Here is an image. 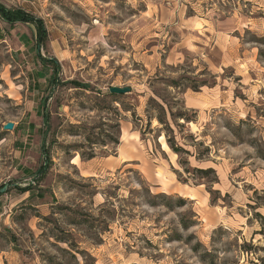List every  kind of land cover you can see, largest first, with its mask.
<instances>
[{
    "label": "rangeland",
    "instance_id": "rangeland-1",
    "mask_svg": "<svg viewBox=\"0 0 264 264\" xmlns=\"http://www.w3.org/2000/svg\"><path fill=\"white\" fill-rule=\"evenodd\" d=\"M23 5L47 39L0 20V264H260L264 0Z\"/></svg>",
    "mask_w": 264,
    "mask_h": 264
},
{
    "label": "trees",
    "instance_id": "trees-1",
    "mask_svg": "<svg viewBox=\"0 0 264 264\" xmlns=\"http://www.w3.org/2000/svg\"><path fill=\"white\" fill-rule=\"evenodd\" d=\"M0 18L3 21H5L6 23H9V24H14L15 22L23 23V24H25V23L33 24L35 26V30H36V32H35V40H36V45L37 46H40L47 39L46 29H45V25H44V22L42 21V19L41 18L40 19L37 18L36 16L31 14L30 12H27L26 10H23L21 8H6L2 3H0ZM37 57L43 63L52 65L51 66L52 72H53L52 76H54V78H55L56 73H57L58 68H59V65H57V62L55 60H52V59L43 58L40 55V52L37 53ZM109 95L113 96V97L115 96L114 93H110ZM177 116L182 118V119H185L187 122L190 121L189 118L183 117V115H177ZM112 142L114 144H117L119 142V139L115 138ZM169 147L171 149H173V151H177V152L182 150L177 145H173V144H170V143H169ZM209 170H211V169L210 168L209 169H205V170L197 169V171H199L201 173H205L206 171H209ZM29 190H30V188H25V189H22V192H26V191H29ZM162 195H165V194H162ZM162 195H158V196H162ZM178 200L180 202H184L182 198H179ZM259 263L260 264H264V257H261L259 259Z\"/></svg>",
    "mask_w": 264,
    "mask_h": 264
},
{
    "label": "crops",
    "instance_id": "crops-1",
    "mask_svg": "<svg viewBox=\"0 0 264 264\" xmlns=\"http://www.w3.org/2000/svg\"><path fill=\"white\" fill-rule=\"evenodd\" d=\"M0 3H2L6 8H21V9L26 10L27 12H30L31 14L34 15V13L31 12L29 9L24 8V5H23L24 0H0ZM0 20H1L2 23L9 24V23H6L5 21H3L1 18H0ZM17 24L22 25L23 23L15 22L14 24H9V26L17 25ZM25 24H30V23H25ZM30 25H32L33 28H34V37H35V32H36L35 26L33 24H30ZM20 47L18 46V49ZM37 47H39V46H37ZM217 97H219V95H217ZM213 98H214V96L212 95L211 92H205V91L202 90V92L197 93V94H189L188 98L185 100V102H186V105H188L189 108H193V109H196V110L199 111V110L203 109L204 107H206L208 104H210L209 101H211V104H214L213 101H212ZM217 101H218V104L221 103V100H217ZM18 127L19 126L15 123L14 124V129H16L18 131V135L15 136L14 139L19 140V142H22V141L25 142L27 140L26 139L27 135L25 134V130L18 129ZM2 143H3V140L1 138L0 139V145ZM120 149H122V151H124V154L126 153L125 148L123 149V147H120ZM126 160H129V159H126Z\"/></svg>",
    "mask_w": 264,
    "mask_h": 264
},
{
    "label": "water",
    "instance_id": "water-1",
    "mask_svg": "<svg viewBox=\"0 0 264 264\" xmlns=\"http://www.w3.org/2000/svg\"><path fill=\"white\" fill-rule=\"evenodd\" d=\"M129 89L130 88H127V87H125V88H121V87H118V86H111V87H109L108 88V91L110 92V93H119V94H125V93H128L129 92ZM13 127H14V125L11 123V122H7V123H4L3 124V128L5 129V130H11V129H13ZM4 190V187H2L1 189H0V193L2 192Z\"/></svg>",
    "mask_w": 264,
    "mask_h": 264
},
{
    "label": "bare ground",
    "instance_id": "bare-ground-1",
    "mask_svg": "<svg viewBox=\"0 0 264 264\" xmlns=\"http://www.w3.org/2000/svg\"><path fill=\"white\" fill-rule=\"evenodd\" d=\"M161 137V136H160ZM167 148V147H166ZM170 150V149H169ZM124 152V151H123ZM126 159V158H125Z\"/></svg>",
    "mask_w": 264,
    "mask_h": 264
}]
</instances>
